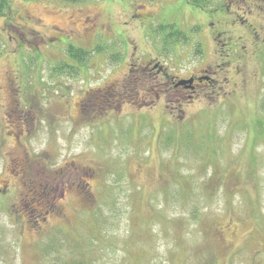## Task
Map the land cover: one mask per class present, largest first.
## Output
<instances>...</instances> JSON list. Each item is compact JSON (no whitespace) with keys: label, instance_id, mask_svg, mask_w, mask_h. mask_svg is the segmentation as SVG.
Returning <instances> with one entry per match:
<instances>
[{"label":"rangeland","instance_id":"1","mask_svg":"<svg viewBox=\"0 0 264 264\" xmlns=\"http://www.w3.org/2000/svg\"><path fill=\"white\" fill-rule=\"evenodd\" d=\"M1 6L0 264H264V0Z\"/></svg>","mask_w":264,"mask_h":264},{"label":"flooded vegetation","instance_id":"2","mask_svg":"<svg viewBox=\"0 0 264 264\" xmlns=\"http://www.w3.org/2000/svg\"><path fill=\"white\" fill-rule=\"evenodd\" d=\"M159 70H161V67L159 68ZM210 74V70L207 69L205 70L203 73L201 74H191L188 77H181V78H175V77H170V84H172V87H174V89H187L191 92H196L197 88H199L202 84H208L210 83V81H213L212 78L210 76H208ZM9 74L8 71L6 73V80L4 83L3 88L5 89V93H6V98L9 101L8 104V108L9 110H17L19 112H23V114H27V112H31L30 111H25L23 109L19 110L20 105L17 102V97L14 93V91L12 90V84L11 81L9 79ZM1 107L6 108V105H2ZM21 112V113H22ZM32 118H34V124L35 126H37L38 122L35 120V111H32ZM26 120V119H25ZM24 166V170H25V175H22L24 177V179L22 180L23 186H27L31 180L29 179V176L27 174L28 171V163L26 162L25 159L22 160L21 162ZM37 181L35 180L34 185H31V187H33V190H35L34 192L37 194L34 198H33V202L36 203L37 206H48V202L46 199H44L41 194L39 195L37 192H39L37 190L38 185ZM6 189L4 190L5 192L9 189V187H5ZM63 191H61V195H63ZM50 206H48V208L50 209ZM53 209H55V207H53ZM47 212V211H46Z\"/></svg>","mask_w":264,"mask_h":264},{"label":"trees","instance_id":"3","mask_svg":"<svg viewBox=\"0 0 264 264\" xmlns=\"http://www.w3.org/2000/svg\"><path fill=\"white\" fill-rule=\"evenodd\" d=\"M4 1V0H3ZM64 1H68V2H77V1H85V0H64ZM189 1L190 3H193L194 5H199V3H205L207 0H193L194 2H191L190 0H187ZM198 7H202L203 6H198ZM2 8V6L0 7ZM210 11V10H208ZM67 53L69 56L71 57H75L77 58L78 60H80L82 58L83 55H86V52L83 50V49H77L76 47H74L73 45H70L68 50H67Z\"/></svg>","mask_w":264,"mask_h":264}]
</instances>
